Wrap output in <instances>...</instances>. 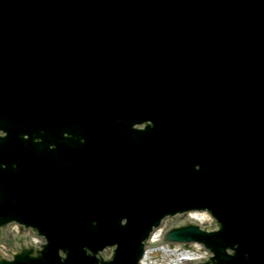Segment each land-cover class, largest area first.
Returning a JSON list of instances; mask_svg holds the SVG:
<instances>
[{
    "label": "water",
    "instance_id": "95a60500",
    "mask_svg": "<svg viewBox=\"0 0 264 264\" xmlns=\"http://www.w3.org/2000/svg\"><path fill=\"white\" fill-rule=\"evenodd\" d=\"M0 131V264H264V0H0Z\"/></svg>",
    "mask_w": 264,
    "mask_h": 264
}]
</instances>
